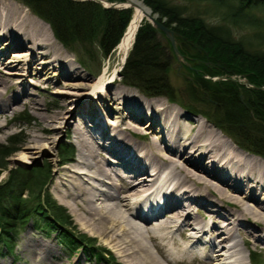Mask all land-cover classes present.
Returning <instances> with one entry per match:
<instances>
[{
	"label": "bare ground",
	"instance_id": "obj_1",
	"mask_svg": "<svg viewBox=\"0 0 264 264\" xmlns=\"http://www.w3.org/2000/svg\"><path fill=\"white\" fill-rule=\"evenodd\" d=\"M122 5L133 8L117 45L124 60L141 20L152 10L142 0H123ZM51 29L16 3L0 4V63L20 69L0 77V98L2 88L11 89L6 98L12 100L27 91L14 74L31 70L56 72L60 67L64 76L83 78L80 87H90L80 102L71 104L73 98L65 95L62 109L43 125L56 128L51 121L60 118L79 142L74 162L56 183L61 201L77 207L126 264H168L198 257L207 264H248L242 254L236 255L240 242L234 230L247 224L250 234L264 240V157L236 145L204 115L191 116L183 105L116 86V70L106 83L105 67L90 84L76 57ZM6 41L12 48H26L4 59ZM114 103L125 107L114 117L99 111ZM38 104L32 99L33 106ZM77 112L88 124L67 122L66 117ZM141 134L146 137L140 142ZM41 139L48 136H31L29 141ZM51 248L47 243L42 251L52 254Z\"/></svg>",
	"mask_w": 264,
	"mask_h": 264
},
{
	"label": "trees",
	"instance_id": "obj_2",
	"mask_svg": "<svg viewBox=\"0 0 264 264\" xmlns=\"http://www.w3.org/2000/svg\"><path fill=\"white\" fill-rule=\"evenodd\" d=\"M21 1L50 24L56 38L81 64L109 55L132 16L130 7L104 6L96 0ZM143 1L196 51L203 72L187 81V88L208 108L198 111L240 147L264 157V0ZM169 55L157 28L150 21L142 22L120 72L123 82L143 94L174 100L167 75ZM203 73L228 78L213 81ZM239 75L249 83L239 81ZM9 147L0 145V172L14 151ZM22 171L11 169L9 177L0 181V245L12 248L20 229L34 218L47 231L58 229L73 247L102 254L92 238L68 228L72 222L67 209L43 187L51 177L50 167H37L29 176Z\"/></svg>",
	"mask_w": 264,
	"mask_h": 264
},
{
	"label": "rangeland",
	"instance_id": "obj_3",
	"mask_svg": "<svg viewBox=\"0 0 264 264\" xmlns=\"http://www.w3.org/2000/svg\"><path fill=\"white\" fill-rule=\"evenodd\" d=\"M8 2L16 3L17 5H20L21 8L28 11L31 16L34 15L43 19L38 14L33 12L32 9H30L29 6H27L21 0H0V4ZM103 2L106 5H111L113 3V6L119 8H132L131 6L122 5L123 0H103ZM152 14L156 17L158 16V13L156 12L152 11ZM146 20L153 24L152 20L148 16H145L141 20V23ZM163 20H165V18H163ZM167 26L173 29L172 26ZM157 34L163 43L166 52L171 53V55L168 57L169 71L167 72V75L169 77L171 87L174 89V100L168 98L166 95L155 96L161 97L170 103L193 106V108H196V110L188 109L183 106L185 111L191 116L203 115L198 110L201 109L208 111V108L203 105L202 102L195 99L193 94L190 92L191 90L187 88V81L193 80L198 73L203 72L202 68H199L201 63L200 61L199 67L197 66L198 56L196 55V51L190 44H188L185 39L179 37L175 30L174 36L178 53L174 50L170 39L163 30L159 32L157 29ZM163 35H166L167 40H163ZM58 42L63 46L64 49L71 53L74 58L76 57L74 53L68 50L67 47H65L59 40ZM117 45L107 56L97 55L94 60L89 63L87 62L86 64H81L78 62L81 65L80 69H82V74L86 73V75L89 76L88 82L90 84H95L101 72H103L104 68L106 67L105 82L107 83L109 76H111L114 73V70H116L114 81L116 86L128 87L129 89L136 91V93L144 95L135 86L128 85L123 82L120 72L126 62L131 48L128 50V53L123 60L122 54L117 50ZM181 47L184 48L183 52L180 50ZM4 48L5 49L3 50L7 51L3 58L8 59L13 57V51L24 50L26 46L20 45L12 48V44L7 42V45H5ZM210 63L213 64V62ZM197 68H199V70H197ZM7 70L10 71L20 69L0 63V77L11 75L6 72ZM31 71L32 72H27L26 74H14L15 79H18L20 85L22 84V88L27 90L23 91L22 89L23 92L16 100L6 98L11 92L10 88H2L3 95L0 98V145L4 144L10 146L9 148H14V151L5 158V161L7 162V168H3L1 170L0 181H3L9 177L11 169H20V172H23L22 170H24V174L29 176L32 174L31 171L36 170L37 167H50L51 177L49 178V182H47L43 187H46L49 193L57 200V202L67 209L72 222V224L68 225V228L75 233L85 234L87 237L92 238L91 241L94 243V245L97 248L102 249L103 252L97 256L88 249H83L82 246L76 245L73 247L74 245L71 244L70 241H68V239L58 229H51L50 231H47L46 229L41 228L42 224L38 226L36 220L34 218H30L20 229L12 248H9L4 244L0 245V264H126L125 261H123L120 256L116 254L115 249L108 242V240L97 232V230L94 228V225L88 223L81 217L80 211L77 210V207L63 203L59 198L60 187H58L56 183L63 181L64 168L74 162L73 158L77 156L79 148V142L74 139L72 130L66 128L65 123L60 118H56L54 121H51V125L53 127L55 126L56 128H43V125L50 118H52L53 115L62 109V105L67 101L65 95H70L73 98V100H70L71 102L73 101L72 103L70 102L71 104L78 101L80 102L85 98L90 87H80L79 84H83L84 79L81 77L72 78L64 76L63 71L61 70L60 72V67L55 70L56 72L53 71V68L52 71L49 72H37V70ZM204 77L211 78L213 81L220 78H228L227 75L222 73L214 76L204 74ZM237 78L239 81L244 82L246 79L244 75H239ZM62 80L64 82H62ZM65 82L70 84H66ZM29 95H31L30 98H28ZM26 99H30L31 102L26 101L27 104H25L22 100ZM32 99L37 100L39 104L33 106ZM97 107L99 108L98 105ZM124 108L125 107L123 103H114L113 106L111 105L109 107V110L107 109L104 111L103 109L99 108V111L101 113L103 111L104 113L109 114L111 117H114L117 115L119 110ZM74 116L77 117L76 120H74ZM80 116H82V118H80ZM66 118L67 122H69L71 125L72 123L76 125L77 122L79 123V120H82L84 125L85 123L88 124V118L86 119L83 117V114L81 115L79 112L74 115L67 116ZM207 121L212 123L209 119H207ZM40 135H46L48 136V139H41L39 142L35 141L36 143L29 141L31 136L34 137ZM138 136L140 138L138 141L140 142L146 137L145 134ZM230 139L235 143L232 138ZM28 142L33 145H31L29 148H24V145L28 144ZM162 215L163 214L160 216ZM210 217L217 218L216 215H210ZM154 218L155 217L152 219L154 220ZM138 221L143 223V221L140 219H138ZM258 224L259 226H262L261 223ZM234 231L238 241L240 242V250L236 255L242 254L248 264H264V247L261 245L264 243V240H260L257 235L255 236L252 233L250 234V232H248L247 224L238 225ZM176 235L178 238H180L178 233ZM47 243L52 247V254L42 251L43 245ZM33 244L37 245L30 251L29 246ZM252 256L256 258L255 262L251 261ZM198 258L199 259H183L180 261H173L168 264H207L205 260H202L200 257Z\"/></svg>",
	"mask_w": 264,
	"mask_h": 264
},
{
	"label": "water",
	"instance_id": "obj_4",
	"mask_svg": "<svg viewBox=\"0 0 264 264\" xmlns=\"http://www.w3.org/2000/svg\"><path fill=\"white\" fill-rule=\"evenodd\" d=\"M96 1H98L99 3H101L104 6H113L114 5L113 3L111 5H106V4H104L103 0H96ZM148 17L152 20L153 24L157 27L159 32L161 30H163L166 33V35L170 39V42H171L174 50L178 53V48H177L175 36H174V30L171 29L170 27H168L167 25H165L163 22L159 21L155 15L151 14V15H148ZM166 35H163V37H162L163 40H167ZM245 83H249V80L247 78L245 79Z\"/></svg>",
	"mask_w": 264,
	"mask_h": 264
}]
</instances>
